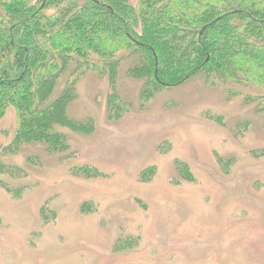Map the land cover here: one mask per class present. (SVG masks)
I'll use <instances>...</instances> for the list:
<instances>
[{
	"label": "rangeland",
	"instance_id": "obj_1",
	"mask_svg": "<svg viewBox=\"0 0 264 264\" xmlns=\"http://www.w3.org/2000/svg\"><path fill=\"white\" fill-rule=\"evenodd\" d=\"M134 62L118 74L131 108L113 121L106 75L79 74L67 114L93 123L61 129L66 151H5L7 109L0 162L20 171L0 170V264H264V112L201 76L154 91L141 109L144 81L125 75Z\"/></svg>",
	"mask_w": 264,
	"mask_h": 264
},
{
	"label": "trees",
	"instance_id": "obj_2",
	"mask_svg": "<svg viewBox=\"0 0 264 264\" xmlns=\"http://www.w3.org/2000/svg\"><path fill=\"white\" fill-rule=\"evenodd\" d=\"M129 57L125 75L144 81L141 109L154 91L201 76L227 101L241 95L262 113L264 94L242 92L264 91V0H0V120L8 108L15 119L5 151L31 143L68 150L61 129L93 123L67 114L86 70L106 75L107 117L119 119L131 108L118 90ZM207 117L225 126L222 116ZM0 170L20 168L0 162Z\"/></svg>",
	"mask_w": 264,
	"mask_h": 264
}]
</instances>
